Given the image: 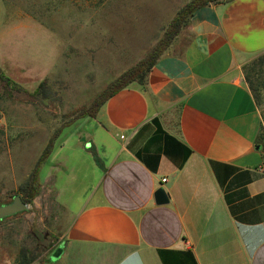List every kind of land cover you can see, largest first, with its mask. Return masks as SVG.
Returning <instances> with one entry per match:
<instances>
[{
    "label": "crops",
    "instance_id": "1",
    "mask_svg": "<svg viewBox=\"0 0 264 264\" xmlns=\"http://www.w3.org/2000/svg\"><path fill=\"white\" fill-rule=\"evenodd\" d=\"M13 38L0 30V51L28 52H0V71L30 89L51 55L29 48L28 32L19 46ZM262 54L264 0L195 9L145 81L101 105L84 142L75 135L54 147L43 198L63 214L73 199L76 208L28 264H264V102L243 69ZM17 55L38 61L19 65ZM86 146L102 166L82 157ZM159 187L165 204L154 202ZM20 250L0 244V264H18Z\"/></svg>",
    "mask_w": 264,
    "mask_h": 264
},
{
    "label": "rangeland",
    "instance_id": "2",
    "mask_svg": "<svg viewBox=\"0 0 264 264\" xmlns=\"http://www.w3.org/2000/svg\"><path fill=\"white\" fill-rule=\"evenodd\" d=\"M188 1L1 0L0 30L14 36L16 46L21 45V34L30 33L35 38L27 46L36 47L37 54L51 55L52 67L44 78L30 80V89L29 84L12 79L19 88L6 86L0 76V205L20 195L18 188L27 181L56 130L60 131L56 146L75 135L86 140L89 122L97 114L91 117L79 113L89 109L123 71L148 56ZM41 27L51 32L50 39L47 34L39 36ZM186 27L187 21L167 48ZM1 46L2 54L28 52L20 46L15 52ZM18 56L22 58L19 65H35L38 61L36 55ZM37 87L39 92L29 96ZM85 149L82 157L93 155L87 146ZM43 167L39 168V188L28 203L29 209L0 219V244L13 251L18 247L30 249L33 256H40L39 249L62 232L77 201L68 202L69 209L65 207L63 214L61 205L45 200Z\"/></svg>",
    "mask_w": 264,
    "mask_h": 264
},
{
    "label": "trees",
    "instance_id": "3",
    "mask_svg": "<svg viewBox=\"0 0 264 264\" xmlns=\"http://www.w3.org/2000/svg\"><path fill=\"white\" fill-rule=\"evenodd\" d=\"M222 0H190L184 6H182L175 14L173 19L170 21L167 30L163 38L160 40L158 45L153 48V50L148 54L146 58L139 61L137 64L131 66L130 68L123 71L117 78H115L106 90L97 98L96 102L89 108L85 109L79 113V116H91L94 117L101 105L110 98L113 94L117 91L121 90L122 88L126 87L133 81H137L139 83H143L146 79L148 72L150 71L151 67L155 63V61L163 54L164 50L167 46L171 43L173 38L178 34L179 30L182 26L188 21L189 16L191 13L204 5L210 3H216ZM244 75L245 79L251 89L253 96L257 100V103L260 104L261 97L262 102H264V54L257 57L254 61L246 65L244 68ZM1 79L5 82L7 86L12 85L14 88H19V85L16 82H13L9 77L5 76L4 74L0 75ZM44 81L40 82L38 85L42 87ZM39 92V88L33 92L28 93L29 96L33 97L36 93ZM59 130H56L55 133L49 138L48 142L44 146L41 154L39 155L34 169L31 172L30 176L28 177L27 181L18 188V192L20 193L21 198L23 201L30 203L32 199L36 196L39 188V168L42 164L45 163L47 158L52 153L54 147L56 146L55 140L59 135ZM90 150L93 151V156L97 163L102 166V163L97 156L96 152L92 147ZM34 259V256L30 254L29 249L21 248L19 254L18 264H28L30 260Z\"/></svg>",
    "mask_w": 264,
    "mask_h": 264
},
{
    "label": "water",
    "instance_id": "4",
    "mask_svg": "<svg viewBox=\"0 0 264 264\" xmlns=\"http://www.w3.org/2000/svg\"><path fill=\"white\" fill-rule=\"evenodd\" d=\"M169 201L167 193L163 187H159L154 192V202L156 204H165ZM29 204L21 198L19 194H15L11 201L0 205V219L26 211Z\"/></svg>",
    "mask_w": 264,
    "mask_h": 264
},
{
    "label": "built area",
    "instance_id": "5",
    "mask_svg": "<svg viewBox=\"0 0 264 264\" xmlns=\"http://www.w3.org/2000/svg\"><path fill=\"white\" fill-rule=\"evenodd\" d=\"M0 121H1V119H0ZM162 181H164L165 179L163 178V179H161Z\"/></svg>",
    "mask_w": 264,
    "mask_h": 264
}]
</instances>
